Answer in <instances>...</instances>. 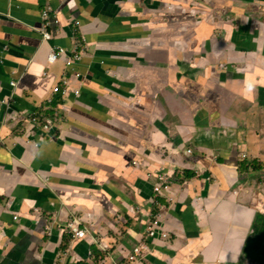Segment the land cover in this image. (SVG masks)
I'll return each instance as SVG.
<instances>
[{
    "label": "crops",
    "instance_id": "obj_1",
    "mask_svg": "<svg viewBox=\"0 0 264 264\" xmlns=\"http://www.w3.org/2000/svg\"><path fill=\"white\" fill-rule=\"evenodd\" d=\"M0 264H264V0H0Z\"/></svg>",
    "mask_w": 264,
    "mask_h": 264
},
{
    "label": "built area",
    "instance_id": "obj_2",
    "mask_svg": "<svg viewBox=\"0 0 264 264\" xmlns=\"http://www.w3.org/2000/svg\"><path fill=\"white\" fill-rule=\"evenodd\" d=\"M49 12H50L49 6H46L41 11V17L43 20V28L41 30V34H42V38L44 40H48L51 38V33L47 29L50 26ZM54 22H56V20H54ZM63 54H64V48L63 47H59V46L51 47L50 52L47 56V60H48V62L52 63L55 60H57ZM78 58H79V54L74 51L72 56H70V57L68 56L67 58H65V65L66 66L72 65L73 62L75 60H77ZM76 75L78 76L79 74H76ZM11 84H13V83L11 82ZM66 86H67V80L63 78V79H61L60 84H57L56 86H54L52 91L54 93H58V92L64 93V88ZM33 121H35V120L33 119ZM35 122L38 123L37 121H35ZM42 128L47 129L48 125L43 124ZM243 158H245V156H243ZM168 188H169V186L167 183H164V184L162 183V184L156 185L154 187V191L159 195H163V191L167 190ZM162 226L163 225H162V222L160 221L159 217L154 219L151 223V226L148 229V236L151 238H156V237H165L166 238L167 237L166 232L160 229V228H162ZM67 228H68V231L71 232L75 237H82L85 234L84 230H80L77 227H74L72 224H68ZM139 251H140L139 248L135 249V253H140Z\"/></svg>",
    "mask_w": 264,
    "mask_h": 264
},
{
    "label": "water",
    "instance_id": "obj_3",
    "mask_svg": "<svg viewBox=\"0 0 264 264\" xmlns=\"http://www.w3.org/2000/svg\"><path fill=\"white\" fill-rule=\"evenodd\" d=\"M176 1H177V0H176ZM232 12H233V11H232ZM225 13H226V11H225ZM166 132H167V131H166ZM180 151H181V150H180ZM181 153H182V155H184L185 157H187V158H186V161H187V162H190V163L193 162L194 159H193L192 157H195L196 160H198V161H203V163H202V162L199 163L200 165H202V167H204V168H208L209 165H210L209 157H207V156H205V155H203L202 157H198V156H196L195 154H192L191 150H190L189 148H187V147H184V148L182 149ZM179 155H180V154H179ZM196 171H200V169H198L197 166H196ZM173 173H174V172H173Z\"/></svg>",
    "mask_w": 264,
    "mask_h": 264
},
{
    "label": "trees",
    "instance_id": "obj_4",
    "mask_svg": "<svg viewBox=\"0 0 264 264\" xmlns=\"http://www.w3.org/2000/svg\"><path fill=\"white\" fill-rule=\"evenodd\" d=\"M45 117H48L49 119H52L53 118V115H52V113H49V112H37V113H35V115L33 114V119L35 120V121H37V122H40V123H42L43 122V120H45L46 118ZM194 175H189V173H187V177H188V179H190L191 177H193Z\"/></svg>",
    "mask_w": 264,
    "mask_h": 264
}]
</instances>
